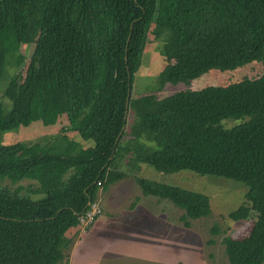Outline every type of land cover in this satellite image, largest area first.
<instances>
[{
  "label": "trees",
  "instance_id": "trees-1",
  "mask_svg": "<svg viewBox=\"0 0 264 264\" xmlns=\"http://www.w3.org/2000/svg\"><path fill=\"white\" fill-rule=\"evenodd\" d=\"M159 37L157 89L255 60L261 74L131 98L146 41ZM20 63L1 94L10 108L0 101V133L63 121L48 136L0 143V180L10 182L0 184V264L66 262L81 216L128 175L119 169L125 158L243 183V200L226 217L251 224L220 243L227 264L264 263V0H0V76ZM129 110L136 123L127 131ZM223 119L243 121L223 128ZM131 176L141 194L181 209L185 228L209 213L203 193Z\"/></svg>",
  "mask_w": 264,
  "mask_h": 264
},
{
  "label": "rangeland",
  "instance_id": "rangeland-1",
  "mask_svg": "<svg viewBox=\"0 0 264 264\" xmlns=\"http://www.w3.org/2000/svg\"><path fill=\"white\" fill-rule=\"evenodd\" d=\"M159 39L162 37L156 40L149 38L146 41L133 73L131 98L149 93L159 98L183 89L195 90L207 85H226L242 78H255L262 71L261 61L255 60L230 72L211 69L188 83L167 84L157 89V77L162 68ZM31 48L32 44H28L25 48L21 47L19 52L27 56ZM22 65L20 63L15 68L8 65V72H3L0 76V101L3 103L1 106L4 113L9 110L10 101L1 96L3 88L9 73L20 70ZM60 120L63 121V118H59L52 125L33 121L27 126L3 131L0 133V143L27 142L48 136L60 128ZM242 121L223 119L220 125L230 128ZM135 123L136 117L132 110H129L126 114L125 130L131 129ZM74 140L79 141L83 147L92 146V141L82 140L78 135H75ZM143 143L149 149L155 147L151 141ZM125 159L121 161L119 169L128 175L109 184L98 195L102 214L87 225L88 227L81 228L70 245L67 261L62 264H227L220 243L222 236L228 234L231 237H240L251 224L250 220L239 222L226 217L229 211L242 202L245 185L239 181L208 174L200 175L186 169L161 173L144 163L132 164L128 158ZM132 174L205 194L209 202V213L191 220L188 227H183L178 221L183 211L167 199L141 194ZM5 182L9 181L0 180V184ZM138 207H142L146 212L145 216H142L144 212ZM128 209L132 213L138 212V216L109 214ZM212 226L218 228V234L210 231Z\"/></svg>",
  "mask_w": 264,
  "mask_h": 264
},
{
  "label": "built area",
  "instance_id": "built-area-1",
  "mask_svg": "<svg viewBox=\"0 0 264 264\" xmlns=\"http://www.w3.org/2000/svg\"><path fill=\"white\" fill-rule=\"evenodd\" d=\"M100 214V208L97 203H92L90 208L81 216L80 223L82 227L87 226L90 224L93 219Z\"/></svg>",
  "mask_w": 264,
  "mask_h": 264
},
{
  "label": "crops",
  "instance_id": "crops-1",
  "mask_svg": "<svg viewBox=\"0 0 264 264\" xmlns=\"http://www.w3.org/2000/svg\"><path fill=\"white\" fill-rule=\"evenodd\" d=\"M132 207H133V206H132ZM132 207H131L130 209H132ZM138 208L141 209L142 207H141V208L138 207ZM130 209H128V210H126V211L123 210L122 212H118V213H116V214H113V213H109V214H110V216H138V215H137L138 212H133V213H132V212L130 211ZM141 211L144 212L142 216H145V215H146V212H145L143 209H141ZM101 214H102V213H101ZM101 214H100V215H101ZM100 215H99V216H100ZM111 219L114 220L115 218H114V217H111ZM95 220H96V219H95ZM113 223H114V221H113Z\"/></svg>",
  "mask_w": 264,
  "mask_h": 264
},
{
  "label": "water",
  "instance_id": "water-1",
  "mask_svg": "<svg viewBox=\"0 0 264 264\" xmlns=\"http://www.w3.org/2000/svg\"><path fill=\"white\" fill-rule=\"evenodd\" d=\"M128 94H129V89H127L126 98H125V113H126V109H127Z\"/></svg>",
  "mask_w": 264,
  "mask_h": 264
}]
</instances>
